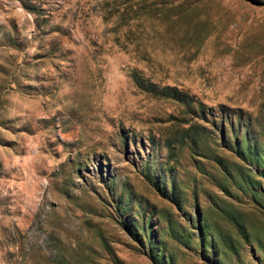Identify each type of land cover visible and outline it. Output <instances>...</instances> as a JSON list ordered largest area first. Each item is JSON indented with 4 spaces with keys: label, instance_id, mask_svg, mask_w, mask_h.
Returning a JSON list of instances; mask_svg holds the SVG:
<instances>
[{
    "label": "rangeland",
    "instance_id": "rangeland-1",
    "mask_svg": "<svg viewBox=\"0 0 264 264\" xmlns=\"http://www.w3.org/2000/svg\"><path fill=\"white\" fill-rule=\"evenodd\" d=\"M0 264H264V0H0Z\"/></svg>",
    "mask_w": 264,
    "mask_h": 264
},
{
    "label": "trees",
    "instance_id": "trees-1",
    "mask_svg": "<svg viewBox=\"0 0 264 264\" xmlns=\"http://www.w3.org/2000/svg\"><path fill=\"white\" fill-rule=\"evenodd\" d=\"M253 1H257V0H253ZM135 82L137 86L143 91L153 93L157 96H162V97L178 100L180 102L183 101L182 92H180L176 88H171L167 86V87H162L158 89L155 84H153L152 82L148 80H144L143 78H139V79L135 78Z\"/></svg>",
    "mask_w": 264,
    "mask_h": 264
}]
</instances>
